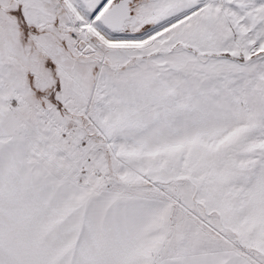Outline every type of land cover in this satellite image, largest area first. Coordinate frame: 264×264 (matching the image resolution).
<instances>
[{
	"label": "snow or ice",
	"instance_id": "snow-or-ice-1",
	"mask_svg": "<svg viewBox=\"0 0 264 264\" xmlns=\"http://www.w3.org/2000/svg\"><path fill=\"white\" fill-rule=\"evenodd\" d=\"M0 264H264V0H0Z\"/></svg>",
	"mask_w": 264,
	"mask_h": 264
}]
</instances>
